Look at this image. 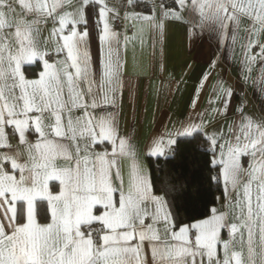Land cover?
Returning <instances> with one entry per match:
<instances>
[{
    "label": "snow or ice",
    "instance_id": "obj_1",
    "mask_svg": "<svg viewBox=\"0 0 264 264\" xmlns=\"http://www.w3.org/2000/svg\"><path fill=\"white\" fill-rule=\"evenodd\" d=\"M90 2L0 0V149H6L0 151V264H147L145 242L151 264H264V115L240 106L226 129L212 132L202 118L181 123L178 135L205 136L210 163L218 167L212 179L233 190L239 215L228 223L213 207L202 220L174 223L167 193H154L134 146L103 111L109 92L114 102L121 86V65L110 50L99 70L91 64L88 31L77 30L87 23L82 13ZM160 6L162 17L173 19L187 9L193 38L205 32L221 37L227 25L238 28L244 20L248 37L264 33V0H173L172 7L161 0ZM109 11L101 8V17ZM48 22L46 40L55 38V53L64 54L52 64L41 43V24ZM114 35L105 22L100 42L110 47ZM257 46L264 62V43L249 39L246 48ZM37 58L44 71L26 79L23 66ZM231 94L224 90L220 109H213L217 116L229 112ZM6 128L17 144L8 143ZM160 144L150 154H162ZM221 229L230 238L239 233L247 256L221 238Z\"/></svg>",
    "mask_w": 264,
    "mask_h": 264
},
{
    "label": "crops",
    "instance_id": "obj_2",
    "mask_svg": "<svg viewBox=\"0 0 264 264\" xmlns=\"http://www.w3.org/2000/svg\"><path fill=\"white\" fill-rule=\"evenodd\" d=\"M72 2L75 3V0ZM121 2L92 0L83 8L82 14L87 23L79 24L77 30L88 31V51L95 69L99 70L100 61L109 50L112 58L120 62L121 86L115 92L114 102L109 92L103 111L114 117L117 135L130 140L134 146L142 170L151 183L148 158L161 156L173 148L175 139L180 136L178 130L182 122L189 118L199 122L202 118L205 131L212 132L217 127L226 129L235 116L234 110L240 106L249 114L264 115V62L258 46L251 50L246 48L249 39L256 41L257 45L264 43V33L248 37L245 33L247 21L244 20L238 28L227 25L221 37L205 32L193 38L187 9L180 12L181 19H173L170 16L162 17L161 0H138L132 4L126 2L124 8H121ZM163 3L168 7L173 6V0H163ZM105 6L111 11L102 18L100 10ZM65 9L71 11L68 4H65ZM144 16L150 18L143 19ZM105 22L115 34L110 47L99 40ZM51 29V22L41 24L43 49L52 53L50 59L45 56L50 64L64 58L63 53H55V38L46 40ZM22 71L26 79H38L44 71V62L37 58L31 64L24 65ZM205 76L207 79L201 87ZM226 89L232 93L229 112H220L217 116L213 109H220L221 97ZM93 113L101 114V108L97 107ZM5 132L8 143L17 144L11 129L6 128ZM28 138L35 140V134L29 133ZM169 139L173 141L171 144ZM158 141L161 142L162 154H150L154 143ZM108 148L111 151L110 145ZM127 168L125 162V179ZM215 169L218 171V167ZM219 184L220 192L211 208L225 212L227 222L233 223L234 216L239 215L238 209L233 212L231 202V196L235 193L231 188L226 191L222 181ZM154 193L161 195L156 191ZM44 207H47L46 204ZM209 214L210 211L185 223L202 220ZM37 219L44 222L39 216ZM220 235L224 240L232 239L234 250L243 249L247 256V245L241 241L239 233L230 238L227 229H221ZM217 254L223 258L220 246ZM144 258L147 264H151L147 242Z\"/></svg>",
    "mask_w": 264,
    "mask_h": 264
},
{
    "label": "trees",
    "instance_id": "obj_3",
    "mask_svg": "<svg viewBox=\"0 0 264 264\" xmlns=\"http://www.w3.org/2000/svg\"><path fill=\"white\" fill-rule=\"evenodd\" d=\"M211 160V149L202 134L180 135L171 150L148 158L153 190L167 193L174 223L190 222L210 211L220 192V184L211 177L216 168Z\"/></svg>",
    "mask_w": 264,
    "mask_h": 264
},
{
    "label": "built area",
    "instance_id": "obj_4",
    "mask_svg": "<svg viewBox=\"0 0 264 264\" xmlns=\"http://www.w3.org/2000/svg\"><path fill=\"white\" fill-rule=\"evenodd\" d=\"M142 1L147 2V1H151V0H142ZM125 4H126V0H122V2H121V8H124L125 7ZM51 55H52V53H49V55L47 56V58L50 59L51 58ZM217 172L218 171L216 169H214L212 171V173H211V177L216 176L217 175Z\"/></svg>",
    "mask_w": 264,
    "mask_h": 264
}]
</instances>
